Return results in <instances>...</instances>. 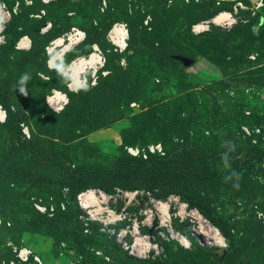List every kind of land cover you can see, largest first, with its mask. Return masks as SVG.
I'll return each mask as SVG.
<instances>
[{
    "label": "rangeland",
    "instance_id": "rangeland-1",
    "mask_svg": "<svg viewBox=\"0 0 264 264\" xmlns=\"http://www.w3.org/2000/svg\"><path fill=\"white\" fill-rule=\"evenodd\" d=\"M257 1L0 0V264H264Z\"/></svg>",
    "mask_w": 264,
    "mask_h": 264
},
{
    "label": "bare ground",
    "instance_id": "bare-ground-1",
    "mask_svg": "<svg viewBox=\"0 0 264 264\" xmlns=\"http://www.w3.org/2000/svg\"><path fill=\"white\" fill-rule=\"evenodd\" d=\"M220 16H217L216 17V19L214 20L215 22H216V20L219 18ZM224 16H221L217 21V23H221V21H222V19L221 18H223ZM226 20V19H225ZM76 32V37H71V36H69V43H68V45H65V47H64V49H63V51H62V53H65L66 51H68V49H69V47H70V45H72V44H74V43H76V42H78L80 39H81V36L83 35V33H81V32H79V31H75ZM112 33H113V36L115 37V38H113V40L120 46V47H123V45H124V41H125V30L122 28V27H116L113 31H112ZM64 40H62V39H58L57 41H55L54 42V45L55 46H61L63 43ZM26 44V42L25 41H23L22 43H21V45H20V47L22 46H24ZM62 46H64V45H62ZM94 51H96V47H94ZM59 58H61L60 56H59ZM100 62V57H98V55L97 54H92L91 56H89L88 57V59H81V60H79L77 63L76 62H74L73 64H72V66H71V70H72V72H74L71 76H72V79L74 80V81H78V77L80 76V74L81 73H83V70H84V68H85V66L86 65H89V64H98ZM50 63H51V61H50ZM54 63V59H52V64ZM91 65V66H92ZM52 68H54V66H51ZM80 78V77H79ZM64 98H63V96L62 95H60L58 92H55L54 93V95H53V97H50L49 98V102L52 104V105H54V106H56L57 108H61V106L63 105V103H64ZM84 198L82 199V201L84 202V203H87V202H89V200H91V197H92V195L91 194H88V195H86V196H83ZM160 209L163 211V212H165V206L164 205H162L161 207H160Z\"/></svg>",
    "mask_w": 264,
    "mask_h": 264
},
{
    "label": "built area",
    "instance_id": "built-area-1",
    "mask_svg": "<svg viewBox=\"0 0 264 264\" xmlns=\"http://www.w3.org/2000/svg\"><path fill=\"white\" fill-rule=\"evenodd\" d=\"M3 7V10L6 12V13H3L2 15H7L9 16L10 14L6 11L5 9V6H2ZM256 8H264V4H263V1L260 0V1H257L256 3ZM1 9V8H0ZM2 11V10H0ZM219 16H221V14H219ZM216 18L213 19V22H215ZM0 20H3V18H1L0 16ZM224 22H226V20L224 21H221V23L224 24ZM4 24H6V22H4ZM1 23H0V34L2 32V27ZM114 30V29H113ZM3 31H4V28H3ZM71 37H76V32L74 31L73 34H70ZM68 41H69V38H68ZM0 43H4V35H1L0 36ZM112 44H114L116 47L119 46L112 38ZM16 48L19 49L20 48V45L19 43L16 45ZM53 97V96H52ZM6 117V113L5 111L2 109V107L0 106V121L1 120H4V118ZM155 150H158L157 147H152L150 149L151 152H155ZM38 209H40V206H37ZM15 250V258H16V261L12 260V261H9L8 263H5L3 262L4 264H43L40 260V258L34 254L31 253L30 250H28L27 248H19V249H14Z\"/></svg>",
    "mask_w": 264,
    "mask_h": 264
},
{
    "label": "crops",
    "instance_id": "crops-1",
    "mask_svg": "<svg viewBox=\"0 0 264 264\" xmlns=\"http://www.w3.org/2000/svg\"><path fill=\"white\" fill-rule=\"evenodd\" d=\"M215 2H216V4H218V5H222V4H227V3H232V2H234V0L233 1H230V0H228L227 2L225 1V2H223V1H218V0H214ZM212 19V18H211ZM41 34H45V30H43V31H41L40 32ZM23 41H25L26 42V44L22 47H20L19 49H21V50H26L27 48H28V43H30V40L28 39V36H25V37H22V38H20V40H19V42H17V44L19 43V45H21V43L23 42ZM16 44V45H17ZM57 62H59V61H57Z\"/></svg>",
    "mask_w": 264,
    "mask_h": 264
},
{
    "label": "trees",
    "instance_id": "trees-1",
    "mask_svg": "<svg viewBox=\"0 0 264 264\" xmlns=\"http://www.w3.org/2000/svg\"><path fill=\"white\" fill-rule=\"evenodd\" d=\"M209 2L210 3H212V4H214V0H209ZM232 3H234V2H232ZM209 12H212V11H209ZM213 12L212 13H209V19H211L212 17H213ZM264 24V23H263ZM262 24V25H263ZM262 25H260L259 27H262ZM4 32H6L7 33V36H9L8 34H9V32H10V24H7L5 27H4ZM6 37V36H5ZM43 38H44V36H43ZM17 41V40H16ZM16 41H14V44H16ZM54 73V72H53ZM0 102H2V100H1V97H0ZM1 106V105H0ZM2 107V106H1ZM6 117H7V115H6ZM150 170H143L142 172H145V173H148Z\"/></svg>",
    "mask_w": 264,
    "mask_h": 264
},
{
    "label": "clouds",
    "instance_id": "clouds-1",
    "mask_svg": "<svg viewBox=\"0 0 264 264\" xmlns=\"http://www.w3.org/2000/svg\"><path fill=\"white\" fill-rule=\"evenodd\" d=\"M260 18H264V17H260ZM5 113H6V112H5ZM233 174L237 176V179H239V175H238L235 171H234ZM236 186H238V185H236Z\"/></svg>",
    "mask_w": 264,
    "mask_h": 264
},
{
    "label": "water",
    "instance_id": "water-1",
    "mask_svg": "<svg viewBox=\"0 0 264 264\" xmlns=\"http://www.w3.org/2000/svg\"><path fill=\"white\" fill-rule=\"evenodd\" d=\"M264 23V18H260V24L262 25Z\"/></svg>",
    "mask_w": 264,
    "mask_h": 264
}]
</instances>
